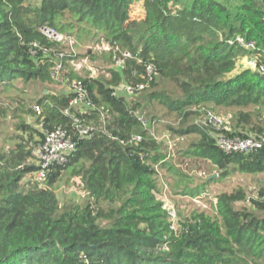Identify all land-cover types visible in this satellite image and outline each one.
I'll return each mask as SVG.
<instances>
[{
    "label": "trees",
    "instance_id": "obj_1",
    "mask_svg": "<svg viewBox=\"0 0 264 264\" xmlns=\"http://www.w3.org/2000/svg\"><path fill=\"white\" fill-rule=\"evenodd\" d=\"M101 41L109 49H77ZM123 52L130 56L116 64ZM86 57L100 61L96 75L72 65ZM248 58L254 67L244 64ZM261 68L264 0H0V86L21 80L67 88H47L35 99L39 112L12 108L16 135L0 146V264H264V186L253 196L243 187L220 191L213 214L178 211L173 224L157 195L156 166L178 176L181 194L196 196L202 185L188 186L190 175L167 161L153 128L161 110L175 114L176 124L165 126L192 138L183 155L208 160L219 171L210 180L264 174V144L230 153L216 144L219 135L264 138ZM75 83L85 90L79 106L69 104ZM139 83L148 85L135 94L117 90ZM220 110L230 112L217 126L207 113ZM75 117L92 125L90 136L78 133ZM57 126L74 148L38 178L34 150ZM64 178L86 200L60 202Z\"/></svg>",
    "mask_w": 264,
    "mask_h": 264
},
{
    "label": "rangeland",
    "instance_id": "obj_2",
    "mask_svg": "<svg viewBox=\"0 0 264 264\" xmlns=\"http://www.w3.org/2000/svg\"><path fill=\"white\" fill-rule=\"evenodd\" d=\"M72 40V39H71ZM68 45H70L69 42ZM73 43V40H72ZM105 45H108L105 41L101 43L82 44L77 47L81 53H91L97 49H105ZM249 58L243 62L248 64ZM100 64L99 60H92L90 57L78 59L74 63V68L81 70L83 68L90 69L93 75L98 73L97 68L94 65ZM48 89L54 91H67L64 84L61 83H41V82H22L21 80L14 81V85L7 84L2 88L0 86V108L5 110V113H0V146H7L8 138L15 136L14 120L12 116V108L17 107L20 104L23 106H31L35 104V99L42 96L44 91ZM5 106H3L4 104ZM8 106V107H6ZM161 110L159 120L153 124L154 133L160 141H162L163 150L167 153V161L174 167L180 169L183 173L190 175V182L188 186L191 188H198L202 185L201 192L196 196H189L180 193V185L176 176L172 171L168 170L166 166H156L158 171L157 184L159 187L158 197L163 201L164 207L168 211L174 212V222L177 220V212L187 213L192 209L198 208L207 211L210 214L214 213L215 195L220 191H230L236 187H243L246 190L247 195L253 196L255 191L264 186V174H242L239 172H233L227 178H219L217 180H210L208 176L214 173L215 176L219 171L215 172V167L206 159L185 158L183 151L188 146V141L191 137L178 138L174 136L165 126L167 123L176 124L177 120L175 114L166 113ZM221 113H215L216 117L221 120L228 119V113L230 110H220ZM5 114V115H4ZM4 115V117H1ZM29 177L24 180H28ZM34 180L33 177H30ZM59 187L56 188L57 197L60 202L63 200H73L75 202H82L86 200L84 191L74 187L71 183H66L65 178L60 182Z\"/></svg>",
    "mask_w": 264,
    "mask_h": 264
},
{
    "label": "built area",
    "instance_id": "obj_3",
    "mask_svg": "<svg viewBox=\"0 0 264 264\" xmlns=\"http://www.w3.org/2000/svg\"><path fill=\"white\" fill-rule=\"evenodd\" d=\"M42 32L45 35H47L49 38H52V39L57 40V41L69 42L70 45L72 44L71 39L57 33L56 31H54L51 28H42ZM238 41L242 42V39L238 38ZM246 46H248V47L253 46L252 41L247 42ZM104 47H105V49H109L108 45H105ZM62 55H63V53H59L58 57H62ZM129 56H130V54L128 52H123L122 57H117L115 59L116 64H121L123 61V57H129ZM75 62H76V60L72 62L73 66H74ZM248 64L250 65V67H254L255 66V60L249 59ZM54 68L56 70L55 72H57V70L60 68V63H59L58 58L54 62ZM146 68H147V76L150 80L152 68L150 66H147ZM261 70H264V68H261ZM147 85H148L147 83H139L136 85L121 84L117 88V90H121L127 94H132L135 91L133 93V94H135L136 91L143 90L145 87H147ZM73 91L76 94L69 101V104L71 106H79V105L83 104L84 99H85V90L82 89V86L80 85V83H75L73 85ZM32 108L36 112H39V107L37 104L32 105ZM207 114H208L209 120L214 125L218 126L221 124L220 119H218L215 115H213L209 112ZM138 120L140 121V123L142 125L147 124V119L143 115H138ZM74 122H75L76 129L81 136H90L91 135V133L93 131L92 125H88V124L83 125L82 122H80V120L76 117L74 118ZM139 138H140V136L136 135V136H132L131 140L137 141V140H139ZM216 144L221 150H223L227 153L244 152V151H250L254 148L262 146L264 144V138L257 139V138L252 137V136H248L245 138H241V137H232L231 138V137H224L222 135H219L216 137ZM73 148H74V143L64 128L57 126L55 129L47 131L43 140L38 144V146L34 150L35 154L38 157L39 165L41 166V169L39 171H37L36 176L38 178L43 177L44 173H45L44 169L49 165H52L54 163H56V164L64 163L67 160V157ZM83 193L86 196V193L85 192H83ZM169 215H170V218L172 219L173 224H174V212L169 211Z\"/></svg>",
    "mask_w": 264,
    "mask_h": 264
}]
</instances>
